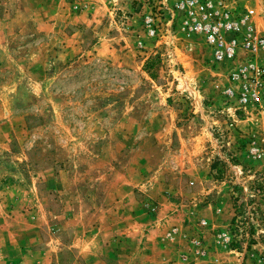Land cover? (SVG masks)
<instances>
[{
  "label": "rangeland",
  "instance_id": "rangeland-1",
  "mask_svg": "<svg viewBox=\"0 0 264 264\" xmlns=\"http://www.w3.org/2000/svg\"><path fill=\"white\" fill-rule=\"evenodd\" d=\"M62 1L71 0L53 4ZM123 1L130 7L112 9L109 30L143 36L128 65L88 53L93 37L84 24L77 51L57 55L39 32L16 23L47 13L48 0H0V162L23 188L7 200L19 238L33 224L26 237L37 240L33 248L50 242L49 264H86L93 241L104 264H117L106 225L113 198L129 199L125 207L140 210L144 228L140 249L150 255L160 244L158 221L172 223L161 240L175 239L180 251L188 240L193 245L188 225L201 243L209 225L221 244L263 259L264 247L251 245L264 244V170L237 159L249 139L241 129L248 120L236 118L256 111H224L227 64H213L201 38L170 26L157 0ZM147 14L154 36L144 30ZM254 122L263 137L264 118ZM81 240L90 245L84 255ZM115 249L121 255V246ZM216 250L223 257V248Z\"/></svg>",
  "mask_w": 264,
  "mask_h": 264
},
{
  "label": "crops",
  "instance_id": "crops-1",
  "mask_svg": "<svg viewBox=\"0 0 264 264\" xmlns=\"http://www.w3.org/2000/svg\"><path fill=\"white\" fill-rule=\"evenodd\" d=\"M55 1L48 0L46 4L47 13L34 16L32 22L30 21V17H19L16 23L33 28L34 32H39L43 36V39L47 40L48 45L53 44L56 46L54 52L57 55H62L64 58L73 55L77 51L75 49L79 47L78 39L82 32L79 26L83 24L84 26H90L93 37V42L87 49V52L90 54L104 55L113 64L128 65L134 53L136 51L140 52L139 49H136V44L137 46H141V37H143L139 31H135L132 28H125L123 32L109 30L112 9L118 7L129 9V2L123 0H71L70 2L62 1L63 6L59 5L57 7L53 4ZM227 3L236 9L250 7V4L257 7L258 14L255 18V27L259 32L264 33V12L261 13L262 11H260L263 8L264 0H227ZM67 23L72 26V30L65 32L63 26ZM245 116L244 119L241 117L236 118L235 116L239 121L248 120L245 124L247 126L244 125L241 129L247 133L245 136L249 139L246 146L238 149L237 159L242 166L264 170V155L261 154V151L264 149H261L259 146H264V136L259 138L256 135L259 133L254 129L258 126L257 124L255 125L254 119H259V117L264 118V111L250 113L249 116ZM251 147H255L258 154L249 152ZM4 163L0 162V264H49L52 254L55 253L54 247L49 245L50 242L45 241L40 246L33 248L37 240L33 237L32 239L26 237V232L28 230L32 231L33 224L28 223L30 224L29 228L20 229L22 230V236L19 238L16 224L17 216L14 214L16 210L7 205V200L9 197V199L15 200L17 195H19V188L21 187L19 181L17 182L16 179H12L10 176H5L2 173L5 169ZM222 184H225V181L221 182L219 187ZM128 201L125 202L113 198L114 203L110 205L113 222L106 225L108 235L106 239L112 245V249H109L110 255L117 261V264H264V257L263 259H259L253 251L244 254L241 249V251H238L227 247L224 243L221 244L220 240L212 234L211 226L209 225L204 227L202 234H200L203 240L201 245L204 247L205 253L204 255H198L194 252L195 248L189 240L187 241V250L183 249L182 251L175 245V239L161 240L163 231H166L172 223L166 222V226L162 227L160 225L163 224L160 223L159 225L157 221V242L160 244L159 246L157 245V251L154 252L156 254L150 255L148 251L140 249L144 234V228H142V223L140 222V210L138 209L139 211L135 213L133 211L135 208H132V206L125 207L128 205ZM116 207H120L119 210ZM212 210L211 208L209 212H213ZM188 227L189 229L192 228L191 232H193V236L191 237L194 240L197 239L199 235L195 234L197 233L194 230L195 226L190 224ZM183 228L181 224L176 227L182 236L184 232L181 229ZM259 230L264 232L263 228ZM135 231H137V234H135ZM93 236L90 238L92 241ZM185 238L186 236H183L182 240H185ZM93 242L90 244L91 255L89 257L91 258L87 259V256H84L86 257V264H104L94 253L97 251L92 250L94 246ZM99 242L100 236L98 234L95 237V245L97 247L99 246ZM162 243H166L167 245L163 247ZM89 246L85 245L83 240H81L80 245H78L80 255L86 254ZM119 246H121L122 250L121 255H119V249H115ZM220 246L224 250L223 257L215 256L216 253H213L215 249L219 250ZM251 246L264 247V244L257 242Z\"/></svg>",
  "mask_w": 264,
  "mask_h": 264
},
{
  "label": "built area",
  "instance_id": "built-area-1",
  "mask_svg": "<svg viewBox=\"0 0 264 264\" xmlns=\"http://www.w3.org/2000/svg\"><path fill=\"white\" fill-rule=\"evenodd\" d=\"M157 5L163 18L167 12L170 26L201 38L213 64H227L222 90L226 113L264 111V33L255 27L258 13L253 8L236 9L227 0H157ZM143 26L146 35L156 34L152 16H144ZM249 152L258 154L255 147ZM193 246L195 253L204 255L199 239L193 240Z\"/></svg>",
  "mask_w": 264,
  "mask_h": 264
},
{
  "label": "trees",
  "instance_id": "trees-1",
  "mask_svg": "<svg viewBox=\"0 0 264 264\" xmlns=\"http://www.w3.org/2000/svg\"><path fill=\"white\" fill-rule=\"evenodd\" d=\"M146 65H147V64H146ZM146 65H144V67H143L144 69H146Z\"/></svg>",
  "mask_w": 264,
  "mask_h": 264
}]
</instances>
